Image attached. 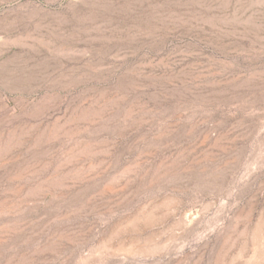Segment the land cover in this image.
Wrapping results in <instances>:
<instances>
[{
  "label": "rangeland",
  "instance_id": "rangeland-1",
  "mask_svg": "<svg viewBox=\"0 0 264 264\" xmlns=\"http://www.w3.org/2000/svg\"><path fill=\"white\" fill-rule=\"evenodd\" d=\"M0 264H264V0H0Z\"/></svg>",
  "mask_w": 264,
  "mask_h": 264
}]
</instances>
